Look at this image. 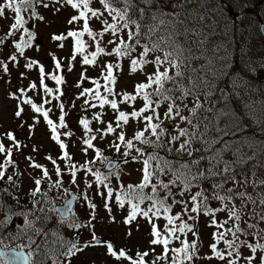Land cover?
<instances>
[{
    "label": "snow or ice",
    "instance_id": "obj_1",
    "mask_svg": "<svg viewBox=\"0 0 264 264\" xmlns=\"http://www.w3.org/2000/svg\"><path fill=\"white\" fill-rule=\"evenodd\" d=\"M189 0H185L184 4L176 5L183 9ZM92 0H0V18H6V10H10L13 22L10 24L8 31L0 36V46H4L5 40L8 37H15L22 30L18 41L13 42L14 52L7 59L13 63H18V57L25 56V49L33 47V41L36 39V33L30 31L26 25L29 20L44 21L45 17L37 10V5L44 9L51 8L53 12H59L61 7L71 6L72 9H78L79 14L73 15L67 23L72 25L74 22L83 21V31L69 30L67 35L53 34V41H65L68 37L75 40V48L72 53L71 60H76L77 54L85 52V42L81 39L85 33L91 37L95 43V51L92 52L91 59L88 55L83 56L84 65H95L97 57L103 54L111 56L115 54L118 57H128L130 59L131 73L137 72V67L144 69L146 65L151 64L154 68L152 73L145 75L147 82L137 83L134 86L135 95H130L127 92L123 93L122 103L135 101L140 97L143 101V107L138 110H133L130 113L118 111L116 116L117 127L122 125H130V119L141 121L143 126L140 130L133 128V137L126 139L125 132L121 131L116 139L118 143H111L110 147L114 148L117 153L125 158V163H142V168L137 169L142 173L141 182L138 184H127L126 186L119 185L120 191L115 194V202L119 208L123 209L125 203L130 206V211L127 217L123 220L125 225H131L136 221L138 216L146 219L150 225L149 235L152 237L149 240V250L139 251L135 254L131 253L130 249L120 248L115 249L113 243L103 242L98 237L94 230V225L91 220L96 219L95 209L97 205L92 202L87 194L83 195V200L87 202V208L90 211L91 220L88 222H80L73 211L72 200H68L63 207L57 208L54 202L49 198L48 192L42 190V185L47 184L49 191L52 189L63 188L64 181L61 166L53 159L51 155L45 157L54 166V174L56 179L53 180L49 169L43 164L37 163L33 156L25 157L29 161V167L33 170H40V175L34 176L28 173V177L32 182L33 187L24 189L23 176L24 172L18 170L17 165L13 160L14 150H19L25 147L22 145L12 132H6L3 135L9 141L11 146H6L3 141H0V154L5 158L0 163V264H46L50 259L51 264H72V258L78 253L83 252L89 247L103 245L107 256L114 259V264H162L163 261L169 260L170 264H196L200 259L211 261L213 259L221 262V264H264V177L258 176V172L264 169V141L249 142L247 140L227 141L223 140V136L219 138H206L208 125H205V132L199 131L200 125L194 124L193 120L197 118L199 110L203 108L201 102V94L205 100L213 95L215 84L206 77H200V82L197 83L191 76L186 75V69L189 65L184 57V48L178 42V37L181 35V29L187 32L184 26V21L179 19V13H165L162 9L152 13V20L160 21V24L166 22L161 19L164 15L173 17L172 21H168L172 26L173 31L165 35H160L153 39L159 31L158 27L149 26L148 33L149 43L141 46L140 35L142 25L132 17L135 15L144 16L150 9H146L141 5L155 6L157 0H99L102 8L107 11V17L104 11L96 10L90 7ZM22 12H29L30 15L26 19ZM190 15H197L195 10ZM108 17H111L113 22H109ZM95 19L102 25L101 31H93L89 27V21ZM135 25V29L127 31L126 36L128 41L120 37V33H125V30ZM105 33H110L117 38V41L108 40L109 44L116 46L111 51L106 52L101 46V40ZM27 37V39H25ZM63 48L65 45H59ZM137 47H141L139 59L132 58V54L137 51ZM39 47L37 46V51ZM159 53L158 55L150 54ZM55 68L60 69L61 63L53 55ZM211 66L212 61H209ZM38 64L36 60H28L24 65L31 69ZM106 69L104 79L106 81L105 91L109 95L114 94L117 76L113 74V64L109 63L103 66ZM119 68L120 65H115ZM0 68L3 73L10 71L9 64L4 60H0ZM163 68V70H161ZM68 71H72V67H68ZM103 74V73H102ZM23 76V73H21ZM48 79L55 81L57 85L65 83L64 76L50 74ZM83 79V74H81ZM188 81V83H186ZM96 85V89L85 88L79 96L89 97L99 101V107L104 108L105 105H110L112 110H118L119 105L116 99H109L108 96L101 95L99 91L100 83L98 80L92 81ZM39 83L43 90L48 95L52 94L53 89L45 84V68L43 65L39 67ZM79 83L76 87H79ZM30 89H36L37 84L29 85ZM151 89L152 91H148ZM24 96L23 105H30L33 113H39L50 129V139L55 141L62 152L59 157L61 160L69 161L68 169L70 170V183L77 184V172L80 170L77 165L71 163L73 157L67 151L68 145L61 139V133L58 129H67L65 123V105H59L60 116L59 123H54L49 118L51 109L45 110L42 105L34 103L31 98L25 94V90H18ZM13 99H20L14 93L10 94ZM63 95V93H61ZM79 98V97H78ZM189 98H191L192 106L189 107ZM59 99V97H56ZM49 103V101H45ZM84 103L89 104V100L85 99ZM90 107L96 108V104H91ZM163 107V112L159 111ZM187 111L189 114L185 115ZM205 111H213V109H205ZM24 108L17 105V110L14 116L19 118L22 116ZM150 115H144L145 113ZM230 118L234 128H239L238 117L234 112L228 110H219L216 113V119ZM95 120H101V115H96ZM206 119V117H205ZM168 122L167 124L165 122ZM103 123V121H101ZM39 123L29 126V130L35 128ZM181 123L187 127H181ZM79 124L83 126L87 138L83 140L86 147L82 148V152L87 153L90 149H95L96 160H106L102 151L95 147L93 141L97 139V135H91V121L86 118H81ZM116 129L111 123L107 124L106 130L97 129L98 135L107 136L115 132ZM224 135L230 133L217 128ZM146 133L148 135H146ZM234 134V133H233ZM63 135L71 137L72 132H64ZM223 141L222 147L212 150V145ZM134 142H138L137 146ZM194 142H199L203 148H194ZM124 146L126 151H122L121 146ZM247 149L252 154L248 155ZM136 155H132V151ZM38 151L33 147V152ZM167 152L169 155L186 154L192 158L194 153L211 152L210 155L201 154L197 158H192L186 162L173 161L165 159L160 153ZM231 152L233 160L228 161L223 158L224 153ZM130 158V159H129ZM207 163L208 167L203 170H198L193 173L192 168H200L201 162ZM155 162V164H153ZM251 162V174L245 171L244 166ZM95 163V160L88 161L81 165L87 173L95 177L97 185H102L107 189V199L104 207L111 214L112 208L109 206L114 195L113 187L106 181L113 176L115 179L121 178L122 172L119 170V164L108 162V175L94 171L89 165ZM9 168L13 171L9 173ZM240 176V179H237ZM163 177H169L167 180ZM203 181L211 183V191L208 188L201 187ZM231 184V186H228ZM197 187L198 190L192 193L191 189ZM89 189H92L91 183L87 184ZM126 187V190H125ZM150 187L151 192L146 193L145 189ZM248 187L252 188L249 192ZM173 188H179L178 192H174ZM65 194L68 193L67 188H63ZM164 195L161 196L160 192ZM189 194V199H176V196L184 197ZM255 193V195L253 194ZM104 197V192L98 193ZM22 198H26L22 202ZM75 199V197H73ZM171 199V203H169ZM11 201V202H10ZM149 202V206L142 208L141 205ZM210 201H218L219 207L210 206ZM237 201L239 204H237ZM31 207H28V205ZM181 205V212L171 215L173 206ZM189 204L191 207L189 208ZM251 206V207H249ZM163 212V218L167 223L163 226V233L153 222V218L159 219ZM57 213L60 217V224L66 225L69 229L91 228V240L81 243L79 233L75 238L69 239L62 234L61 227L48 228L49 222L52 220V214ZM217 213H226V219H219ZM195 214V215H193ZM208 218L207 227L215 228L212 233L213 242L208 245L210 255H200V244L202 241L199 236V221L200 217ZM186 216L187 220L182 217ZM13 217L23 219V226L16 225L17 232L9 234L5 232L8 225L13 222ZM115 222V217H110ZM176 221H180L176 224ZM191 221L192 223H189ZM137 231L139 226L137 225ZM177 233L182 234L185 238L181 239ZM191 233L193 239L190 241L187 237ZM132 235L131 228L127 232L130 238ZM20 236L27 237L26 245H17L12 247L5 242L8 239H18ZM43 237L39 243L34 237ZM180 240L179 247H170L172 239ZM223 244V248L219 245ZM155 246H162V251L155 254ZM27 248V251H25ZM247 253V254H245ZM171 254V255H170Z\"/></svg>",
    "mask_w": 264,
    "mask_h": 264
},
{
    "label": "rangeland",
    "instance_id": "obj_2",
    "mask_svg": "<svg viewBox=\"0 0 264 264\" xmlns=\"http://www.w3.org/2000/svg\"><path fill=\"white\" fill-rule=\"evenodd\" d=\"M166 1L168 2L167 13H179V19L184 21V26L187 29V32H185L184 29H181V35L177 38L181 46L182 44L188 46V56L183 53L186 62H189L186 75L191 76V78L196 80L197 83L200 82V77L202 76L213 81L215 84L214 93H217L218 90V74L213 67L207 64L205 56H202L197 61L199 64L198 68L191 64L192 59H190L189 56H192L193 52H195V56L199 55V41L192 40L195 34L199 35V31H205V25L210 22L217 23L221 26L224 31L223 38H226L225 42L227 44V49H229L231 54L236 53L238 68L235 73L229 71L228 76H226L228 79L224 81L223 87L218 91L224 92L226 90L227 95L232 98L234 110H236V112L239 113V116L242 117V122L264 136V80H259L264 79V71L258 73L259 67H264V38L260 32V23L264 21V0H222L221 2H217V0H189L183 9L173 7V5L184 4L185 0ZM90 7L104 11V15L107 17V11L102 8L99 0H92ZM231 9L233 10L232 17L229 14ZM37 10L45 17V20H29L26 27H28L30 31L36 33V39L33 41L32 48L25 49V56L18 57V63L11 62L7 57L14 52L13 42L19 40L22 30L18 32L15 37H8L5 40L4 46H0V60H4L8 63L10 68L8 73H3L2 68H0V141H3L6 146H11L3 134L6 132H12L17 140L25 146L22 149L14 150L13 152V160L17 165L18 170L25 173L23 176L24 189L27 190L33 187L32 182L28 177V173H32V175L37 177L40 175V170L33 171L29 167V161L26 160L25 157L33 156L35 162L41 163L49 169L50 175H52L53 180H55L54 166L50 161L45 159L46 156L51 155L61 166V171L63 173L62 179L64 181L63 188H67L68 191L70 190L67 194L64 193L63 188L52 189L49 191L47 184H43L42 190L48 192L49 198L54 202V206L55 202H57V204L63 202L72 191L77 193L78 196L79 194H87L92 202L97 205V208L95 209L96 219L91 220L90 211L87 208V202L83 200L82 195L81 198H78L75 206V214L80 222L84 223L91 220L96 235L102 237L105 241L114 242L117 244L118 249H130L132 254H135L137 250H149V240L152 237L149 235L150 225L147 223L146 219L138 216L136 221H133L131 225H125L123 220L127 217L128 212L130 211V206L125 203L123 209H118L119 206L115 202V194L120 191V182L125 186L130 183L134 185L140 183L142 173L137 171V169L142 168V163H125V158L117 153L114 148L110 147V144L119 142L116 137L121 131H124L126 139H129L133 137V128H136V130L142 128V120L137 121L135 119H130V125L117 127L115 118L118 115V111L130 113L133 110H138L143 107V101L140 97H137V100L135 101L122 103L123 93L127 92L130 95H135V84L147 82L145 69L147 73H152L154 68L151 64L146 65L144 69H141L140 66H138L137 72L131 73L130 59L128 57H118L115 54L111 56H104L101 54L97 57V63L95 65H84L83 56L88 55L91 59L90 54L95 51L96 43V41L89 37L87 33L81 37L85 42V52L83 54H77L76 60L73 61L71 60V56L75 48L74 38L68 37L65 41H53L51 36L53 34L67 35V31L69 30L83 31L82 20L74 22L72 25L67 23L73 15H78L80 10L72 9L70 5L61 7L60 11L55 13L51 8L44 9L39 5H37ZM194 10L197 15H190ZM12 15L13 14L10 10H6V18H0V36H3L8 31L10 24L13 22ZM22 15L27 19L30 14L27 15L26 12H22ZM108 20L109 22H113L111 17H108ZM172 20L173 17L168 15V21ZM89 27L93 31L102 30V25L94 18L89 21ZM164 28L173 31L171 24H166ZM134 29L135 25H132L130 29L125 30V33H120L119 35L121 38L125 39L127 43H133V41L127 40L126 32ZM189 32H193V35L190 36ZM158 36L159 35H157V37ZM25 39H27V37H25ZM97 39L101 40V46L105 48L106 52L111 51V49L116 46L115 44H109L108 40H113L118 43L117 38L110 33H105L103 38L97 37ZM140 41L141 46L149 43L145 41V39H140ZM61 43L65 45L63 48L59 46ZM37 46L39 47L38 51ZM141 50V47H137V51L132 54V58L139 59V52ZM158 54L159 53L150 54L149 58H151L152 55ZM53 55L60 61V69L55 68V61L52 59ZM28 60H36L38 61V64L33 68L28 69L24 66ZM109 63L113 64V74L117 76L116 85H109L114 87L113 95H109L104 87L106 84L104 79L106 69L103 66ZM117 64L120 65L119 68L115 67ZM40 65H43L45 68V84L53 89L51 95L45 93L43 87L40 86ZM68 67H72V71L69 72ZM161 70H163V68ZM189 70L191 72H189ZM21 73H23V76H21ZM50 74L64 76L65 83L57 85L55 81L48 79ZM81 74H83V79H81ZM255 74L257 76H255ZM93 80L99 81V91L101 92V95L108 96L110 100L116 99L119 105L118 110H112L110 105H105L104 108H100L99 101L92 98V96H94V91L92 96H79V93L85 88L96 89V85L92 82ZM32 83L37 84L36 89L29 88V85ZM78 83L80 86L76 87ZM186 83H188V81H186ZM20 88L25 90L27 97L31 98L34 103L42 105L45 110L51 109L49 112V118L52 119L54 123H59V116L61 114L59 105L61 103L65 105V123L68 125V128L58 129V131L61 133L60 139L69 146L67 151L69 152V155L73 157L71 163L76 164L77 168L80 169L77 172V184L73 185L70 183V170L68 169V164L70 162L59 158L62 155V152L55 141L50 139L51 132L47 127L46 122L43 121L42 115L39 113H33L30 105L22 104L24 96L18 91ZM148 91L152 90L148 89ZM12 93L20 97V99H13L10 95ZM61 93H63V95H61ZM56 97H59V99H56ZM85 99L89 100L88 105L84 103ZM200 99L203 103L202 109L205 107L209 108L212 104L210 97L205 100L204 96L201 94ZM45 101H49V103H45ZM188 103L189 107H191V98H189ZM91 104H96L97 107L92 108L90 107ZM17 105L24 108V112L19 118L14 116V112L17 110ZM163 110L162 107L159 111L162 113ZM201 110H199L198 116L193 120V123H198L200 125L199 128L204 126L205 130V125H208V127L210 126L209 120L211 116L209 111L205 114H201ZM225 111H228L227 108ZM98 114L101 115V120L94 119ZM150 114L151 113L149 112L144 115ZM184 114L188 115L189 113L185 111ZM214 117L215 120L213 121V124L219 121L216 119V114ZM81 118H86L91 121L90 128L93 130L91 135H97V139L93 141V144L102 151L105 157H108L105 161H120L118 163L120 166L119 170L122 172L121 178L119 180L115 179V172L113 176L109 177V179L112 180L110 186L115 189L112 199L108 201L112 208L111 214L104 207L106 200L104 197L107 196V189L102 185H97L95 177L84 171L81 167L84 161H93V157L95 156V149H90L87 153L82 152V148L86 147L83 144V140L87 138V134L85 133L83 126L79 124ZM36 120H39V123L30 131L29 126L35 123ZM101 121H103V123ZM226 121L228 124L231 123L230 118H226ZM108 123H111L116 131L101 138V135H98L96 130L101 129L102 131H105ZM165 123L167 124L168 122L166 121ZM180 126L187 127V125L183 123H181ZM211 130L214 132L215 128H211ZM68 131L73 133L71 137L63 135L64 132ZM146 135L148 134L146 133ZM214 138L216 137L214 136ZM134 143L139 146L138 142ZM33 147L37 148L38 151L33 152ZM121 149L122 151L127 150L123 145L121 146ZM224 154L230 155L231 152ZM132 155H136L134 150L132 151ZM171 155H175L177 158L179 156H187L186 154L176 153ZM4 158L5 157L0 154V163L3 162ZM226 160L231 161V158ZM99 161L100 160L95 161L94 165L100 166L103 161ZM104 164L105 163L102 164L101 168H103ZM203 169L204 168L202 167L199 170ZM8 171L11 173L13 169L9 168ZM197 171L198 169L196 167L192 168L193 173ZM245 171H247L249 175L251 174L250 167L246 168ZM258 176H264V169H261L258 172ZM168 178L169 177H165L164 179L167 180ZM240 178V176H237V179ZM88 183L93 185L92 189L87 187ZM228 186H231V184ZM177 189L178 188H173V191L177 192ZM208 189L211 191L210 185H208ZM197 190L198 188L195 186L191 189L192 193ZM247 190L252 192L251 187H248ZM99 192H104V197H101L98 194ZM150 192L151 189L149 187L148 193L150 194ZM160 195L163 196L164 192L161 191ZM188 198V193H186L184 197H180L179 195L176 196V199L178 200H187ZM25 199L26 198H22V202H25ZM169 203H171V199H169ZM237 204H239L238 201ZM147 206H149V202L145 201L143 208H146ZM210 206L219 207L220 205L218 201H210ZM28 207H31V205L29 204ZM190 207L191 204H189V208ZM180 212L181 205L176 204L173 206L172 213L170 214L175 215ZM111 216L115 217V222L112 221L110 218ZM184 217L187 220V217ZM217 217L221 220L227 218L226 213H217ZM21 220L23 221L20 217H13V222L7 226L5 232H7L9 236L16 233V225L23 226V223H19ZM207 220L208 218L201 215L198 225L200 240L202 241L200 244L201 256L211 254L208 245L213 242L212 233L216 231L215 228L207 227ZM153 222L161 232H163V226L167 223L163 218V212L159 219L153 218ZM137 225L139 226V231H137ZM261 227H264V224H262ZM129 228H131L132 232L130 238L127 236ZM77 233H79L81 243L88 242L92 238L91 228H83L79 230L74 229V232H71L70 234L73 237H76ZM11 240L12 245H23L27 243L26 236H20L18 239ZM219 247L223 248V244L221 243ZM161 251L162 247L155 246V253H152V255L159 254ZM72 264H114V259H110L106 254L105 247L99 245L89 247L83 252L78 253L76 257L72 258ZM162 264H170V261L165 260ZM196 264H221V262L215 259L211 261L200 259Z\"/></svg>",
    "mask_w": 264,
    "mask_h": 264
},
{
    "label": "trees",
    "instance_id": "obj_3",
    "mask_svg": "<svg viewBox=\"0 0 264 264\" xmlns=\"http://www.w3.org/2000/svg\"><path fill=\"white\" fill-rule=\"evenodd\" d=\"M135 2L139 3V0H135ZM141 6L146 8V9H150V11L146 12L144 14V16L135 15L132 17L133 19H136L142 25L140 39H145V41L149 42V35H146L148 33L149 26L158 27L159 31L157 32V35H159V36L160 35L166 36L168 33L172 32V30H166L164 28V26L166 24H170V23H167L168 22V15H164L161 17V19H163L166 22L165 24H160L159 19L154 21L150 18L152 13H155L161 9L165 13H167L168 2L166 0H157V3L155 6H151V5H141ZM205 26H206L205 31H199V35L195 34L193 36V39H192L193 41H197V42L199 41V44H200L199 45V55L195 56V52H193L192 56H189V58L192 59L191 64L193 66H196V68L199 67V64L197 63V61L202 56H205V59L207 60L208 65H209L208 62L212 61L211 67H213L215 72L218 74L217 88L219 90L220 88L223 87L224 81L226 79H228V77L226 78V76H228L229 71L231 73L237 72L238 61L236 58V53L231 54L229 52V49H227V44L225 42L226 38L225 39L223 38L224 31L221 28V26L217 23H214V22H212V23L210 22ZM157 35L155 37H152V38L153 39L158 38L159 36L157 37ZM189 35L192 36L193 32H189ZM182 46L184 48V53L188 56V49H187L188 46H186L184 44H182ZM186 63L189 65V62H186ZM186 71L188 72V68L186 69ZM260 71H261V73L264 71L263 66L259 67L258 73ZM189 72H191V71L189 70ZM230 76H232V75H230ZM255 76H257V75L255 74ZM259 80H264V79H259ZM218 90H217V93H214V90H213V95L210 97V99L212 100V104L210 105L209 108L213 109V111H209L211 118L209 120L210 126L207 129L206 138H214V136L216 138H219V137L223 136V140H227V141L247 140V141L253 142V143L259 142V141H264L263 135L259 134L258 131H255L252 127H250L249 125H246L245 123L242 122V120H241L242 117L239 116V113L236 112V110H234V104L232 102V98L229 97V95H227L226 90L224 92L218 91ZM209 108L205 107L204 109H202L201 114L207 113L208 111H205V109H209ZM226 108H227V110L234 112L235 115L241 121L240 122L238 120V123L240 125V127L238 129L233 127L232 121L230 124H228L226 121V118H220L218 122L213 124V121L215 120L214 115L219 110H225ZM211 128H215L214 132H212ZM217 128L223 129V130L229 132L230 134L224 135L223 132L217 131ZM199 131L201 133H204L205 132L204 126L199 128ZM222 144H223V141H221L220 143H217L215 145H212V150L221 148ZM193 147L202 149L203 145L199 142H194ZM245 151L248 152V155L252 154L247 149H245ZM201 154L210 155L211 152H205V153L197 152V153L193 154L192 158H197ZM166 158L169 160H173L174 162L175 161H181L182 163L192 159L190 157H188L187 159H183L182 156H179L178 158L172 157V156H167ZM223 158L225 160L228 158H231V160L234 159L232 154H230L228 156L226 154H224ZM95 161H98V160H95ZM100 161H103L102 162V164H103L105 160H100ZM86 162H84V163H86ZM94 164L95 163H92L89 166L92 167L94 171L98 170L100 172L102 164L100 166L94 165ZM250 165H251V162H249L248 165H245L244 168L245 169L249 168ZM202 167L207 168L208 167L207 163L202 161L200 168H202ZM208 185L211 186V183L209 181H203L201 184V186L204 188H208ZM254 195H255V193H254ZM58 226L61 227L62 234L66 238H68L67 232H68L69 228L65 227L64 225H61L59 220L52 218V220L49 222L47 227L52 228V227H58ZM40 238L43 239V237H40ZM41 239H40V241H41ZM69 239H71V237Z\"/></svg>",
    "mask_w": 264,
    "mask_h": 264
},
{
    "label": "water",
    "instance_id": "obj_4",
    "mask_svg": "<svg viewBox=\"0 0 264 264\" xmlns=\"http://www.w3.org/2000/svg\"><path fill=\"white\" fill-rule=\"evenodd\" d=\"M218 1L221 2L222 0H218ZM230 13H231V15H233V10H232V9H231ZM260 32H261V34H262V36H263V38H264V21H262V22L260 23ZM108 162H109V161H108ZM111 162L114 163V164H119L118 162H120V161H119V160H111ZM107 164H108V163H107ZM104 171H110L109 168L107 167V165H106V167L104 168ZM73 197H75V199H73ZM77 197H78V195H77L76 193H72V194H71V198L68 199V200H72V208H73V210H74V206H75V203H76ZM68 200H67V201H68ZM67 201H65V203H66ZM65 203H64V204H65ZM64 204H59V205H57L56 207H57V208L63 207ZM100 239H101V238H100ZM101 240H102V239H101ZM113 245H114V248L116 249V245H115V244H113Z\"/></svg>",
    "mask_w": 264,
    "mask_h": 264
}]
</instances>
